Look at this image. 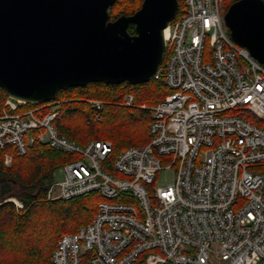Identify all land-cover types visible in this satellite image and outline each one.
<instances>
[{"label": "built area", "instance_id": "2783aa9c", "mask_svg": "<svg viewBox=\"0 0 264 264\" xmlns=\"http://www.w3.org/2000/svg\"><path fill=\"white\" fill-rule=\"evenodd\" d=\"M224 1L181 0L152 77L163 74L170 92L152 105L129 93L113 103L150 111L149 140L114 159L110 140L80 144L58 133L65 99L21 110L26 102L7 96L0 149L24 155L39 142L70 156L45 199L103 198L89 223L58 238L52 264H132L142 254L144 264H264V171L251 168L264 163V65L230 37ZM80 100L97 121L109 103ZM162 172L170 180L153 188ZM1 202L23 208L13 196Z\"/></svg>", "mask_w": 264, "mask_h": 264}, {"label": "water", "instance_id": "95a60500", "mask_svg": "<svg viewBox=\"0 0 264 264\" xmlns=\"http://www.w3.org/2000/svg\"><path fill=\"white\" fill-rule=\"evenodd\" d=\"M115 1L0 0V86L6 95L36 104L91 82L149 81L163 60L164 30L179 0H142L133 13L109 20ZM223 20L232 40L264 65V1L236 0Z\"/></svg>", "mask_w": 264, "mask_h": 264}, {"label": "trees", "instance_id": "16d2710c", "mask_svg": "<svg viewBox=\"0 0 264 264\" xmlns=\"http://www.w3.org/2000/svg\"><path fill=\"white\" fill-rule=\"evenodd\" d=\"M234 1L224 3V10ZM141 2L116 0L110 7L109 19L133 13ZM179 3L177 16L181 12V0ZM127 30L134 33V26L130 24ZM169 92L163 74L139 84L91 82L85 86L61 89L55 99L66 101L60 105L53 124L59 134L80 144L90 139L110 140L112 152L109 158L114 159L121 150L140 146L149 140L150 111L113 103L121 102L129 93L135 105H152ZM6 98V92L0 86V112ZM84 98L109 102L100 112L101 122L90 123L94 112L80 100ZM36 105L24 103L21 108ZM7 151L13 153L10 147L0 149V183L10 180L19 187L15 195L22 201L23 208L17 210L12 202L0 204V264H52L50 255L58 238L89 223L103 198L98 192H90L70 200H46L45 188L53 172L70 156L34 142L24 155L13 153L11 165L6 166L3 156ZM107 168L111 174L115 173L109 166ZM251 168L264 171V163L254 164ZM7 196L0 193V200ZM144 256L142 254L132 264H144ZM86 262L87 259L83 258L81 264Z\"/></svg>", "mask_w": 264, "mask_h": 264}, {"label": "rangeland", "instance_id": "374dc122", "mask_svg": "<svg viewBox=\"0 0 264 264\" xmlns=\"http://www.w3.org/2000/svg\"><path fill=\"white\" fill-rule=\"evenodd\" d=\"M227 1L228 0H225L224 1V3H227ZM226 5V4H225ZM225 5H224V7H225ZM223 7V9H225ZM225 11V10H224ZM224 14V12H222V15ZM228 33H229V30H228ZM91 99H93V98H91ZM123 100H124V98H123ZM5 102V101H4ZM88 104V103H87ZM89 105V104H88ZM4 107V106H3ZM26 108H33V106H29V107H23V108H21V110H23V109H26ZM3 109V108H2ZM45 111H47V110H45ZM1 112H2V110H1ZM0 112V113H1ZM228 114H233V115H238V114H240V112L239 111H237V110H230L229 112H228ZM102 121V118H101V120H99V121H97V120H93L92 118H91V120H90V123H94V122H97V123H99V122H101ZM13 153H15V151L13 150ZM13 153L12 152H5V154H4V156H3V160H4V164H5V155L6 154H8V155H10L11 157V162H10V164L9 165H11V163H12V155H13ZM16 154V153H15ZM6 166H9L8 164H5ZM114 176H116V177H121V175L120 174H118V173H114ZM63 178H64V174H63V172L60 170V169H58L57 168V170H55V172H54V175H53V179H54V181L55 182H59V181H62L63 180ZM165 179H167V181H169L170 180V174H167V178H165L164 177V173L162 172V173H160L158 176H157V178L154 180V182H153V184H152V187L154 188V187H156V186H160V185H163L164 183H165ZM5 182H8L9 183V185H11V188L10 189H8L6 192H5V195L6 194H8V196L7 197H15V198H17V199H19L15 194L19 191V187L15 184V183H13V182H11V181H4V182H1L0 183V186L2 185V184H5ZM1 189V188H0ZM7 197H5V198H7ZM3 200V199H2ZM2 200H0V204H2ZM4 203V202H3ZM14 204V203H13ZM86 264H88L87 262H86Z\"/></svg>", "mask_w": 264, "mask_h": 264}, {"label": "flooded vegetation", "instance_id": "af4514ba", "mask_svg": "<svg viewBox=\"0 0 264 264\" xmlns=\"http://www.w3.org/2000/svg\"><path fill=\"white\" fill-rule=\"evenodd\" d=\"M110 11V10H109ZM116 17H112V18H110L109 20H114ZM130 25V24H129ZM128 25V26H129ZM5 181H10V180H5ZM4 182V181H3ZM12 182V181H11ZM5 184H6V182H5ZM2 185H4V184H2ZM2 185L0 186V188H2ZM11 188V185H9V183L7 182V187H6V189H10Z\"/></svg>", "mask_w": 264, "mask_h": 264}]
</instances>
